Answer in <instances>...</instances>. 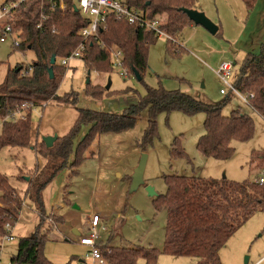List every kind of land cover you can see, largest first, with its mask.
<instances>
[{
    "label": "rangeland",
    "instance_id": "obj_1",
    "mask_svg": "<svg viewBox=\"0 0 264 264\" xmlns=\"http://www.w3.org/2000/svg\"><path fill=\"white\" fill-rule=\"evenodd\" d=\"M197 9L220 27L218 34H212L201 25L189 24L176 36L184 48L179 53L166 37L159 36L149 47L148 69L142 80L133 74L122 76L118 66H111L109 72L101 70L100 62H95L92 67L96 70L89 75L82 58H74L68 66H63L65 71L58 93L68 97L77 94L80 108L121 113L144 96L148 86L180 90L202 102L224 104L221 112L224 116L236 109L250 115L255 125L253 137L234 142L235 153L229 159L208 158L198 148V141L205 133V113L189 116L179 111L159 114L158 138L145 150L141 142L148 127V111L143 112L132 129L99 135L82 154L77 168L64 169L44 189L43 199L49 216L43 217L41 230L53 229L43 253L52 264H96L87 255L89 248L80 244V238L74 233L75 228L82 235L90 233L84 224L93 214L102 217L98 226L99 244L153 247L158 251L156 264H196L198 258L164 252L168 216L167 210L158 204V196L167 191L164 177L256 180L264 164V160H260L264 154V118L232 91L216 71L224 61L233 63L229 79L232 83L247 53L260 52L264 43V0H255L253 7H248L245 0H197ZM162 19L165 21L163 16ZM36 59L34 50L16 48L12 38L0 41V83L9 68L27 66ZM58 63L61 65V59ZM110 80L112 84L107 90ZM92 91L95 95H91ZM30 116L33 145L44 136L67 134L79 113L75 106L50 100L32 108ZM88 130L89 126L84 125L75 139L74 155L79 140ZM175 142L184 155L171 154ZM143 153L148 155L145 182L131 192L132 177ZM40 162L32 146L0 150V173L8 177L21 195L27 188L26 179L35 174L38 164L42 167ZM148 186L154 187L157 194L149 195ZM58 202L63 207L55 205ZM30 207L23 214V222L10 224L14 238L0 237V264H11L20 238L31 235L40 224L37 211ZM219 256L221 264H246V257L248 264H264V210L253 214L237 229ZM139 263L144 264V259Z\"/></svg>",
    "mask_w": 264,
    "mask_h": 264
},
{
    "label": "trees",
    "instance_id": "obj_2",
    "mask_svg": "<svg viewBox=\"0 0 264 264\" xmlns=\"http://www.w3.org/2000/svg\"><path fill=\"white\" fill-rule=\"evenodd\" d=\"M245 1L248 7L254 6L255 0ZM128 3L146 12L150 18L162 19L163 16L162 27L175 38L186 26L194 24L183 8L197 9V0H128ZM14 18L12 25L15 31H20L21 38L16 48L34 50L37 59L27 66L20 64L9 68L5 80L0 83V117L5 118L16 111L26 113L24 119L4 120L0 150L32 146L40 157L42 167L38 164L35 174L26 179L27 188L23 195L12 186L6 175L0 173V237L7 233L6 224L14 226L17 223L23 201L29 202L41 221L31 235L20 238L11 264H52L43 253L53 229L48 227L47 232L41 230L45 222L43 217L49 216L43 199L44 189L64 169L77 168L83 159L82 154L99 135L132 129L144 111H148V127L142 137L143 150L158 138L159 114L173 111L189 116L205 113V133L198 141V148L208 158L229 159L235 153L234 142L247 141L254 135L255 125L250 115L236 109L229 116H224L221 113L224 104L202 102L180 90L163 87L148 86L146 94L121 113L80 108L77 94L68 97L58 93L65 71V66L60 65L58 59L69 56L77 48L82 41L79 32L88 20L79 11H60L53 9L50 3L31 0L15 9ZM219 32L220 27L216 34ZM157 38L154 32L110 16L106 28L88 41L81 58L89 75L93 69L96 70L92 67L95 62H100L101 70L109 72L113 66L110 51L113 48L122 49L125 67L133 75L136 70L142 80L148 69L149 47ZM169 43L176 53L184 49H179L171 41ZM53 54H56L57 61L53 65L55 77L50 78L48 69L52 66ZM232 82L239 92L254 93L250 106L264 116V43L259 53H247ZM89 89L86 91L89 92ZM129 90L131 92L132 89ZM91 95L95 92L92 91ZM50 100L75 106L78 119L73 128L59 136L52 147H47L43 140L32 145L31 110ZM84 125H88L89 130L79 140L74 155L75 139L80 136ZM171 154L180 156L184 152L175 142ZM22 176L20 178H24ZM164 179L167 191L158 196V204L167 210L168 216L164 252L198 258L196 264H221L219 253L229 238L253 214L264 210V184L255 181L182 175H168ZM59 221L56 219V222ZM98 246L108 264H140L141 259H144V264H156L158 259V251L153 247L99 243Z\"/></svg>",
    "mask_w": 264,
    "mask_h": 264
},
{
    "label": "built area",
    "instance_id": "obj_3",
    "mask_svg": "<svg viewBox=\"0 0 264 264\" xmlns=\"http://www.w3.org/2000/svg\"><path fill=\"white\" fill-rule=\"evenodd\" d=\"M30 0H0V41L6 42L9 38L13 39L14 46L20 45L21 38L19 36L20 31H15L12 23L15 21L14 11L22 3ZM39 1L41 3H50L53 9L60 11H67L69 9L79 11L87 20L88 24L83 27L79 34L82 41L77 48L67 57L61 59L63 66H68L70 60L74 58H81L86 50L87 43L90 39L97 37L99 32L106 28L108 17L112 16L117 20H124L130 24L136 25L145 31L154 32L157 37L164 36L171 41L179 49L183 48V44L177 40L173 35L169 34L163 27V20L160 17L150 18L147 13L129 5L128 0H31ZM111 58L113 66L120 67V74L122 76H128L129 70L124 65V53L122 49L113 48L111 51ZM234 64L224 61L219 65L216 71L219 77L224 81L230 89L236 92L244 102L250 104V99L254 96V93L243 94L239 92L234 86L233 82L230 83L229 79L232 76ZM26 105V104H25ZM24 105V106H25ZM26 115L22 111H16L13 114L0 117V133L3 127L5 119L13 118H25ZM264 118V116H262ZM260 160H264V154L260 156ZM256 183L264 184V164L259 168V174L255 180ZM31 208L30 204L23 201V208L19 213L17 223L23 222L24 212ZM88 215V213H87ZM87 223L84 224L85 229L90 233L83 234L79 242L80 244L89 248L88 256L92 257L96 264H108L104 258L101 250L98 246L99 232L98 226L101 223L102 217L99 214H93L88 216ZM6 231H10V234L4 235L6 239L12 240L14 238L11 233L13 226L10 224L5 225Z\"/></svg>",
    "mask_w": 264,
    "mask_h": 264
},
{
    "label": "water",
    "instance_id": "obj_4",
    "mask_svg": "<svg viewBox=\"0 0 264 264\" xmlns=\"http://www.w3.org/2000/svg\"><path fill=\"white\" fill-rule=\"evenodd\" d=\"M183 11L188 15L190 20L194 22V24L203 26L212 34H216L218 32L219 26L216 25V23H214L203 11H200L198 9H188V8H183ZM56 61H57V56H56V54H53L52 58H51L52 66L49 67V69H48L50 78L55 77L53 65L56 63ZM134 72H135V77L138 80H140L141 77H140L139 73L136 70H134ZM89 73H90V71H89ZM86 83L87 84L90 83V79H88ZM111 84H112V81L110 80L109 84L106 86L107 89H110ZM58 137L59 136L57 134L44 136L43 141L47 147H52L54 145V143L57 141ZM147 157H148V155L146 153L142 154L140 163H139L138 167L136 168L134 175L132 177L131 192L138 190V188L141 185H143L145 182L144 181V172H145V168H146ZM147 191H148L149 195H156L157 194L155 191V188L152 186H148ZM74 233L79 235V231L74 230ZM246 264H248L247 257H246Z\"/></svg>",
    "mask_w": 264,
    "mask_h": 264
},
{
    "label": "crops",
    "instance_id": "obj_5",
    "mask_svg": "<svg viewBox=\"0 0 264 264\" xmlns=\"http://www.w3.org/2000/svg\"><path fill=\"white\" fill-rule=\"evenodd\" d=\"M57 204L60 205L61 207H63L59 202L56 203L55 205H57ZM94 213H98V212H94ZM74 230H75V231H79L78 228H75ZM75 235H77V234L75 233ZM81 235H82V234H81V232L79 231V235H77V239L80 238V237H78V236H81Z\"/></svg>",
    "mask_w": 264,
    "mask_h": 264
}]
</instances>
